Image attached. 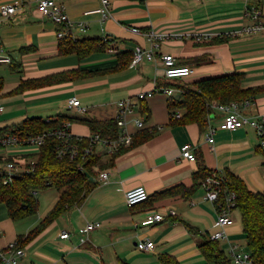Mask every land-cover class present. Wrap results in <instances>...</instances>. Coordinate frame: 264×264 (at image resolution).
<instances>
[{
    "label": "crops",
    "instance_id": "1",
    "mask_svg": "<svg viewBox=\"0 0 264 264\" xmlns=\"http://www.w3.org/2000/svg\"><path fill=\"white\" fill-rule=\"evenodd\" d=\"M56 1L65 7L75 26L84 23L88 28L82 35L74 26L66 38L73 35L78 41L106 37L107 48L86 58L62 55L60 45L65 39L58 37L61 28L39 13L35 0H0V46L12 58L11 64H0L10 68L0 71L4 80L0 105L5 108L0 117V135L4 129L34 117L49 120L62 115L80 120H116L118 101L173 83L174 80L165 77L164 64L158 59L144 61L137 67L130 64L120 71L13 93L23 80L77 69L114 68L119 65L117 54L134 51L136 47L151 49L146 37L151 31L209 34L202 41L186 37L164 41L155 52L158 58L172 55L178 65L191 67L194 74L185 81L189 83L244 74L243 89H261L244 112L264 115V31L234 35L255 23L247 15L251 7L261 11L264 22V0H106L107 4L104 0ZM9 5L20 6L14 16L3 18L1 9ZM105 6L109 12L106 18L97 12ZM134 28L141 33H134ZM7 70L19 75L10 87L5 84ZM73 97L87 107L86 113L69 108L68 102ZM170 99L182 100L183 97L180 91L173 98L157 94L143 102L144 113L139 105L138 113L130 117L128 129L134 135L141 131L153 134L147 141L132 149L124 148L115 158V154L108 155L102 148L98 150L102 166L92 177L94 187L80 205L66 210L30 239L29 234L43 223L59 201L60 193L56 189L45 190L37 215L21 222H14L9 216L0 218V249L23 237L25 256L20 264H162L160 258L165 254L176 257L180 264H210L200 246L218 230V212L216 206L205 199L199 176L214 170L230 171L250 190L264 194V157L254 128L225 129L223 114L219 111H212L203 130L196 123H173L168 107ZM3 101L10 103L3 104ZM89 113L93 115L87 116ZM137 116L144 120L143 129L136 126L134 118ZM68 123L78 137L94 134L84 122ZM212 127L214 142L210 143L207 134ZM185 145H190L196 161L182 155ZM38 151V147L31 145L0 148V159L15 158L19 164L26 165L32 159L29 156ZM27 157L28 161L23 160ZM103 172L108 173L106 181L99 178ZM139 186L145 187L150 197L176 187L193 192L152 198L147 204L130 208L125 200L126 192ZM0 206L7 210L5 205ZM170 208L177 212L176 216L158 224H145L148 213H165ZM232 218L234 223L227 229L228 238L219 241L226 255L232 245L248 250L237 210ZM89 223L101 226L85 234ZM63 232H68L70 237L62 239ZM147 240L153 241L155 247L143 251L139 243Z\"/></svg>",
    "mask_w": 264,
    "mask_h": 264
},
{
    "label": "trees",
    "instance_id": "2",
    "mask_svg": "<svg viewBox=\"0 0 264 264\" xmlns=\"http://www.w3.org/2000/svg\"><path fill=\"white\" fill-rule=\"evenodd\" d=\"M64 39V43L60 45V53L62 55L75 54L80 58H86L95 53L103 52L107 48V44L103 42L102 38L98 40L82 38L78 41H74L71 37ZM117 58L119 65L114 68L94 71L77 69L66 73L49 75L40 79L23 80L13 93H21L28 89H38L68 80L85 79L107 72L124 70L133 61L134 51L119 53L117 54ZM244 78V74L234 73L221 77L202 79L193 83L184 82L178 84L169 82L165 84L164 87L180 91L183 97L182 100L170 99L168 101L171 122L183 125L196 123L203 130L207 126V119L210 113L208 105L211 102L218 101L222 104H229L231 102H243L246 100L252 101L261 93V89H243L242 82ZM3 89L4 80L0 77V98ZM143 102L140 104V111L144 113ZM177 112L182 113L179 119L173 116ZM77 121L86 123L94 133L100 134L102 138L112 139L119 135L116 120H80L62 115L50 118L49 120L39 117L30 118L12 128L4 129V132L2 131L1 133L3 135H18L22 138L35 137L46 132L62 129L68 122L74 123ZM152 135V133L147 131L137 132L134 136V143L131 149L144 143ZM89 142V138L85 137L81 147L84 149L88 146ZM57 143L58 141L55 137H48L45 144L38 147L39 151L36 155L29 156L32 159H36L35 170L31 174H24L22 177L16 179L13 184L7 186L3 184V178L0 177V205L6 206L8 216L14 222L37 215L40 203L38 197L32 194L34 191L40 193L53 188L60 193L59 201L55 207L43 223L29 234L28 239L32 235H37L45 225L52 223L69 208L80 205L94 187L92 177L96 175L97 169L102 166L100 165L102 159L98 153L85 156L84 150L81 151V156L78 160L59 159L55 154ZM259 149L264 157V149L260 147ZM123 151H125L124 148L119 153H116L113 158ZM28 159L27 157L23 160L28 161ZM6 162L19 163L15 158L0 159V165ZM112 163L113 161L110 162V164ZM80 167H83L84 171ZM211 172L208 171L199 176V186H201V181ZM224 175L226 179L222 194L225 196L232 192L237 194L236 210L241 216L248 251L251 252L252 258L257 264H264V194L250 190L240 177L230 171H224ZM184 192L191 194L193 190L185 187L172 188L157 194V196L150 197L142 204L149 203L152 198L156 200L161 197L172 196L176 193L185 194ZM18 240L23 246V237H19ZM200 250L206 261L210 264H232L217 241L208 240L200 246ZM160 261L162 264H180L176 257L169 254L163 255Z\"/></svg>",
    "mask_w": 264,
    "mask_h": 264
},
{
    "label": "built area",
    "instance_id": "3",
    "mask_svg": "<svg viewBox=\"0 0 264 264\" xmlns=\"http://www.w3.org/2000/svg\"><path fill=\"white\" fill-rule=\"evenodd\" d=\"M39 13L46 19L52 21L56 25L60 26L58 37L60 39L69 36L68 31L71 30L75 24L70 20L65 7L58 3L56 0H35ZM105 4L107 1L104 0ZM20 5H9L1 9V15L3 18H10L14 16ZM104 18L109 14L107 6L98 10ZM247 15L251 17L255 23L243 27L240 31L234 35L244 34H259L264 31V22L262 21V13L257 7H251L247 11ZM78 29L79 34L84 35L87 31V26L84 23H78L75 26ZM134 33L140 34L141 31L138 28L133 29ZM76 41L75 36H70ZM148 41L152 47L149 50L142 47H136L134 50V58L131 62L132 67H137L144 61L156 62L160 59L164 64L165 77L168 80L186 79L194 74V70L189 66L178 65L176 59L172 55H161L158 58L155 50L160 47V44L164 41H169L178 38H191L197 41L205 40L209 37V34L204 33H189L178 34L168 32H155L151 31L146 33ZM103 42L107 44V38H103ZM12 58L6 53V51L0 46V64H11ZM178 90L170 87H158L155 86L150 91H141L136 94L134 98H127L118 101L119 115L116 119L117 126L119 128V135L116 138L106 139L102 138L100 134L94 133L89 136V144L84 149L81 147L85 137H78L70 129V123H66L64 128L58 129L52 132H46L40 136L22 138L18 135L8 134L0 135V148H8L11 146H36L40 147L45 144L48 137H55L58 141L55 154L59 159H70L71 161L78 160L81 156V151L84 150L85 156L93 153H98V150L102 148L106 154L114 155L123 148H129L134 143V134L129 131L128 124L130 117L138 113V106L143 102L157 94H164L170 98L177 93ZM251 105V101L243 102H231L229 104H222L218 101L211 102L208 106L211 116L212 111H219L223 114V128L228 130H237L245 127H252L256 130L259 147L264 149V115H248L244 112L245 108ZM69 108L77 109L80 113L87 112V107L83 106L81 101L73 97L68 102ZM5 108L0 105V117L4 113ZM174 118H181L180 112L173 114ZM138 129L145 127L144 120L137 116L134 118ZM214 128H210L207 138L210 143L214 142ZM182 155L191 160L196 161V156L192 152L190 145L182 147ZM36 159H31L26 165H21L16 162H6L0 165V177L3 178V184L5 186L11 185L16 179L22 177L24 174H31L35 169ZM84 171L83 167H80ZM101 181L108 179V173L103 172L99 176ZM225 175L223 172L214 170L204 180L201 181V186L205 191V199L210 201L216 206L218 217L216 220V226L218 230L212 234L211 239L213 241H221L228 238L227 229L233 225V212L237 206V194L230 193L226 196L223 193L225 185ZM49 184V183H48ZM34 196H38V192L32 193ZM150 198V194L145 187L139 186L126 192L125 200L128 207L140 205L146 202ZM177 212L174 209H168L164 212H150L146 215L145 224L154 225L164 222L169 217H174ZM100 223H89L84 229L85 234H89L93 230L99 228ZM70 237L68 232L61 234L62 239ZM139 247L143 251L153 250L155 244L153 241H142L139 243ZM25 256V249L19 240H16L9 244L7 247L0 249V262L2 264H20V260ZM227 256L231 260L232 264H257L252 258L251 252L248 250L240 249L238 245H232L228 249Z\"/></svg>",
    "mask_w": 264,
    "mask_h": 264
},
{
    "label": "rangeland",
    "instance_id": "4",
    "mask_svg": "<svg viewBox=\"0 0 264 264\" xmlns=\"http://www.w3.org/2000/svg\"><path fill=\"white\" fill-rule=\"evenodd\" d=\"M9 65H0V71L2 72L5 68H8L9 70H10V68L8 67ZM6 70V69H5ZM10 72H12V71H5V84L7 83V87L9 86L10 87V85L12 86L13 85V83L12 82H15L16 80H18L19 79V75L17 74V73H15V74H10ZM12 73H14V72H12ZM189 79V78H188ZM187 78L186 79H176V80H174L173 81V83L174 82H176V83H178V84H181V83H184L186 80H188ZM8 103H10V102H5V101H3V104H8ZM113 108V106H111V109ZM6 109H10V108H6ZM50 111H52V110H49V112ZM94 113V112H93ZM93 113H89L87 116H90V115H93ZM46 115H48V114H46ZM44 193H46V191L45 192H40L39 193V195H38V199H39V201H40V199H42V197H43V195H44ZM40 203V202H39ZM40 209V208H39ZM8 216V214H7V210L5 209V207L4 206H0V218H6ZM21 221H24V220H21ZM20 221V222H21ZM19 222V221H18ZM18 224V223H17ZM239 226H240V223H237Z\"/></svg>",
    "mask_w": 264,
    "mask_h": 264
}]
</instances>
